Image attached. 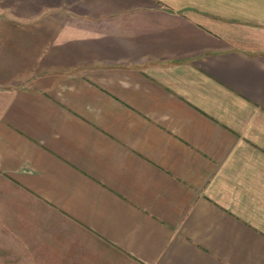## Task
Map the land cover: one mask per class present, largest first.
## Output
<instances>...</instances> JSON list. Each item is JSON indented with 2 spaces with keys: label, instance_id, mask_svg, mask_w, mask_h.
I'll use <instances>...</instances> for the list:
<instances>
[{
  "label": "crops",
  "instance_id": "1",
  "mask_svg": "<svg viewBox=\"0 0 264 264\" xmlns=\"http://www.w3.org/2000/svg\"><path fill=\"white\" fill-rule=\"evenodd\" d=\"M264 0H0V264H264Z\"/></svg>",
  "mask_w": 264,
  "mask_h": 264
},
{
  "label": "rangeland",
  "instance_id": "2",
  "mask_svg": "<svg viewBox=\"0 0 264 264\" xmlns=\"http://www.w3.org/2000/svg\"><path fill=\"white\" fill-rule=\"evenodd\" d=\"M263 12H264V11H262V10H259V11L257 12V13H258V18H259L260 15L263 14Z\"/></svg>",
  "mask_w": 264,
  "mask_h": 264
}]
</instances>
